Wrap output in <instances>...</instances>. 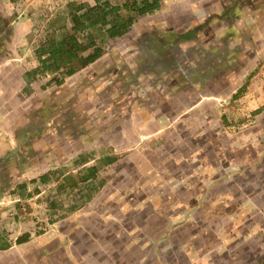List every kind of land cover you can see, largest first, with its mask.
I'll return each mask as SVG.
<instances>
[{"label":"crops","instance_id":"obj_1","mask_svg":"<svg viewBox=\"0 0 264 264\" xmlns=\"http://www.w3.org/2000/svg\"><path fill=\"white\" fill-rule=\"evenodd\" d=\"M60 1L65 5L62 15L42 25L43 39L34 48L32 67L23 74L20 100L16 101L14 96L0 98V117L10 119L14 125L0 140L1 191L12 193L16 201L34 197L36 200L42 197L44 187L50 192L42 201L45 217H27L31 220L20 223L16 234L0 223V264L210 263L203 257L212 247L209 242L202 247L200 236L210 232L211 223L206 227L203 224L214 217L213 209L218 204L226 208L225 204L233 202L227 184L233 171L243 175L248 168L246 138L255 137L252 150L257 155L264 153V101L253 116L257 118V127L247 126L234 135L232 117L216 113V107L227 102L214 100L227 90L223 86H181L179 81L168 82L171 74H166L158 61L144 86L98 81L96 84L94 80L108 74L104 65L106 40L134 34L141 26V17L160 13L158 26L173 24L177 37L197 17L217 9L218 0ZM223 3H234L235 10L241 7L239 19L234 22L238 33L235 43L242 44L234 47L241 49L237 57L264 56V0ZM144 4L151 8L145 7L142 13L140 8ZM77 5H81V12L98 6L111 8L113 14L104 26L97 23L75 30L69 11ZM191 7L192 14L187 15L192 19L188 20L185 12ZM112 25L125 26L127 30L111 37L105 28ZM93 30L102 32L89 40ZM69 34L81 45L73 61L66 63L61 59L66 57L59 55L43 69L38 52L41 57L47 56V50ZM177 39L180 44L168 54L172 64L186 57V40L180 36ZM245 47L250 50L245 51L247 55L241 54ZM156 52L154 56L163 58L162 52ZM95 53L98 57L94 61L82 64L84 57ZM116 66L115 74L119 64ZM71 67L75 68L74 73L65 75ZM256 74L263 75V71ZM58 78L62 82H57ZM251 85L248 82L246 86L251 93L256 91L264 96V89L260 93V88ZM244 89L245 86L228 87L232 98ZM23 101L31 108L27 118L24 111L21 115L12 112L14 105L19 107L16 104ZM41 115H47L48 134L43 132L48 135L47 150L21 148L18 140L30 132L31 124L42 121ZM59 125H63V135L57 131ZM21 128L22 131L17 130ZM60 137L65 146L58 144ZM234 138L244 141L233 143ZM234 148H239L244 156L240 162L234 159ZM38 167L42 170L22 179ZM30 186L36 189L33 196ZM8 197H0V202Z\"/></svg>","mask_w":264,"mask_h":264},{"label":"rangeland","instance_id":"obj_2","mask_svg":"<svg viewBox=\"0 0 264 264\" xmlns=\"http://www.w3.org/2000/svg\"><path fill=\"white\" fill-rule=\"evenodd\" d=\"M218 2L217 9L206 12L200 18L197 17L194 22L189 24V27H186L184 33L177 34V37L180 36L181 39L186 40V57L178 60L177 64H172L173 59L168 57L169 52L180 44L179 38L174 36L177 29L173 24L168 25V23L166 27L158 26L161 23L160 13L152 16L147 15L141 17V26H138L135 32L133 31L134 34H125L121 38L106 40L107 57L104 65L108 71L106 73L112 74L97 76L94 82L96 84L97 81L112 84L119 82L121 86H144V83L148 82L146 80L151 77L149 73L154 67V62L158 61L157 64H162L166 74H171L168 82L179 81L182 82L181 86H223L226 88L227 90L220 92L222 95L216 96L218 99H211L221 102L223 99L227 100L222 106L216 107V113L220 115L221 112H224L232 117L234 135L239 134L240 130L246 129L247 126L254 127L258 121L253 116L257 114L258 106L264 101V96L257 95L256 91L251 93L252 90H248L246 86H248V82H252L251 86L260 88V93L264 89L262 87L264 86V56L237 57L236 54L241 49L234 47H241L242 44L235 43L238 33L234 22L239 19L241 7L235 10L234 3L227 5L221 4L224 0H218ZM239 2L241 3V1ZM64 7L65 5L60 0H9V2L0 0V42H3V44L0 43V48L3 50L1 53L3 59L0 61V98L4 95L5 97L14 96L17 98L16 101L20 100V87L24 84L23 74L32 67L35 57L34 48L43 39L45 28L42 25L50 23L58 15H62ZM192 10L191 7L185 12L188 20L192 19L187 15L188 13L192 14ZM146 19H152V22H148ZM151 24L152 26H150ZM170 29H172V33ZM101 32V30L91 31L88 36L89 40L98 36L95 35L97 33L100 35ZM1 45L3 46L1 47ZM231 45L232 47H230ZM157 50L162 52L163 58L158 55L154 56ZM246 50L250 53V50L245 47L241 54L244 52L247 55ZM116 64H119L117 74L113 73ZM259 71H263V75L256 74ZM248 72L251 74L249 75ZM255 74L258 76H254ZM246 79H248L247 83H245ZM229 86H245V89L243 93L232 98L229 94ZM225 95L227 96L224 97ZM233 99L238 100L233 102ZM16 105L19 107L14 105L12 112L15 111L16 114L21 115L24 111V118H27L30 114L29 109H31H28L27 101ZM41 120L39 124H31L30 132L27 135L24 131V137L17 143L21 148H38V150L45 148L47 150L49 142L47 115L46 117L41 115ZM261 126L264 129V123ZM13 128L14 125L10 119L6 120L4 117H0V140H3L7 131H11ZM61 128L63 129V125H59L57 131H62ZM17 130L22 131V128ZM43 132L47 134L45 135ZM63 133L64 131H62V135ZM34 137L39 139H33ZM254 140H256L255 137L246 138L245 141H248L249 148L247 151L242 149L247 153L245 157L248 160V168L243 170V175L236 171L230 175L231 179L227 187L233 196V202L225 204L226 208H224V204H218V207L213 209L215 210L214 217L203 224V227H206L211 223L210 232L207 231V235L200 236L202 247L206 242H209L212 247L211 252L203 257L207 259L206 261H211L208 264L264 263V153L257 155L255 149L252 150ZM242 141L244 140L240 138L233 139V143ZM62 142L60 137L58 144L65 146ZM238 150L239 148L233 149L234 159L240 162L244 156ZM40 170L42 168L38 167L34 172L27 173L22 179L27 178L29 174H37ZM42 189H44L41 193L42 197L36 198V200L39 198L40 202L36 201L35 197L31 200L16 201L12 193L7 194L5 190L1 191L0 189V197L9 195L7 199H3L2 203L0 202V223L2 222L3 226L8 225L13 234H16V231L20 230V223L31 220L27 217H39L40 214L45 217L46 206L42 201L49 196L50 192L48 187ZM29 192L30 196H33L36 194V189L30 186ZM186 238L187 235L183 236L181 241ZM151 254L153 257L155 256L154 252ZM196 255L201 260L199 251H196ZM30 259L35 260V257L31 256Z\"/></svg>","mask_w":264,"mask_h":264},{"label":"trees","instance_id":"obj_3","mask_svg":"<svg viewBox=\"0 0 264 264\" xmlns=\"http://www.w3.org/2000/svg\"><path fill=\"white\" fill-rule=\"evenodd\" d=\"M154 6V5H152ZM147 7L145 4L140 8V12H144V8ZM147 8H151L150 6ZM81 5L74 6L70 11L69 15L71 17V20L73 22L72 28L77 30L81 29L87 26L94 27L97 23H100L102 26L107 24V17L109 15L113 14V11L111 8L107 9H100L98 6L94 8H89L83 12H81ZM127 30V27L125 26H117L112 25L107 28H105V31L108 33L109 36L115 37L120 36L122 33H124ZM62 41L58 43V45H55L48 49V55L45 57H41V53L38 52L39 57L41 59L42 68H48V66L52 63V59H57V56L63 55L66 57L65 59L61 58L62 60H65L66 63L69 62L70 59L73 61V57H75L77 51H80L81 45L75 40L74 35L69 34L67 38L61 39ZM98 57V53H95L93 55L89 54L86 57H84V60L82 61L83 65H87L88 63L94 61ZM75 68H67L65 71V75H71L74 73ZM57 82H62V79L59 80V78L56 80ZM260 263V262H259ZM258 263V264H259ZM264 264V263H260Z\"/></svg>","mask_w":264,"mask_h":264}]
</instances>
